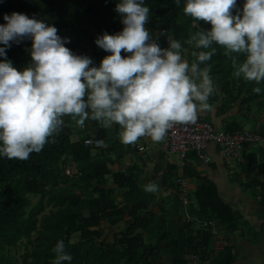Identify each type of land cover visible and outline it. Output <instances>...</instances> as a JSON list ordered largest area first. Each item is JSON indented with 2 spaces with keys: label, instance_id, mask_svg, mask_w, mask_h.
Masks as SVG:
<instances>
[{
  "label": "clouds",
  "instance_id": "9594fccd",
  "mask_svg": "<svg viewBox=\"0 0 264 264\" xmlns=\"http://www.w3.org/2000/svg\"><path fill=\"white\" fill-rule=\"evenodd\" d=\"M179 5L181 0H174ZM122 29L102 32L94 43L105 52L99 65L66 46L67 37L36 14H5L0 24V157L26 160L53 142L70 116L83 126L95 120L103 127L119 125L121 143L147 136L164 140L175 125H188L212 108L209 98L218 89L206 63L222 46L231 57L235 78L264 82V0H183V13L196 30L187 40L194 44L193 60L172 35L161 47L147 27L150 8L145 0H117ZM204 21L210 27L199 24ZM164 31V30H163ZM31 40L30 61L18 69L6 58L13 43ZM123 49L125 55L122 56ZM235 54L243 56L238 60ZM156 193V180L143 185ZM53 264L71 262L64 241L57 240Z\"/></svg>",
  "mask_w": 264,
  "mask_h": 264
},
{
  "label": "trees",
  "instance_id": "16d2710c",
  "mask_svg": "<svg viewBox=\"0 0 264 264\" xmlns=\"http://www.w3.org/2000/svg\"><path fill=\"white\" fill-rule=\"evenodd\" d=\"M116 2L0 0V24L5 23V14L14 11L30 16L36 14L54 24L58 35L68 38L67 47L89 56L98 66L109 53L99 48L95 39L104 31L111 34L123 27L115 11ZM242 2L237 0V5L241 6ZM145 3L150 8L147 27L154 37L159 35L160 46L167 47L166 36L172 35L181 40L189 61L193 60L191 52L195 47L187 40L196 30V23L183 13V0L179 5L174 0H145ZM199 24L210 27L204 21ZM30 46L31 40L13 43L6 49V58L18 69L23 68L30 61L26 51ZM216 48L206 63L211 65L210 75L217 89L229 93L232 86L238 85V88L250 89L254 95H263L264 103V89L255 93L252 91L257 86L255 82L235 78L231 57L225 54L222 46L216 45ZM121 54L125 55L123 49ZM233 55L238 60L243 59L242 55ZM262 85L264 82L259 86ZM93 122L98 121L88 120V123ZM75 135L71 124L55 134L53 142L46 143L41 151L31 153L26 160L0 157V264H53L55 253L52 249L61 239L73 257L71 262L63 264H160L139 232L149 225V215L138 217L123 230L110 231L105 236L104 222L110 219L111 224L116 225L125 213V209L116 204L115 190L103 187L107 177L111 174L120 188H131L134 180L131 175L110 171L103 156H94L93 148L85 147L83 137L76 139ZM71 163L77 165V174H66V167ZM260 186L264 190V185ZM196 198L202 210L213 212L222 223L236 228V212L209 188L198 190ZM261 198L264 205V191ZM137 208L129 211L132 218ZM211 238L206 232L192 235L187 252L192 257L204 255Z\"/></svg>",
  "mask_w": 264,
  "mask_h": 264
},
{
  "label": "crops",
  "instance_id": "0c3cea01",
  "mask_svg": "<svg viewBox=\"0 0 264 264\" xmlns=\"http://www.w3.org/2000/svg\"><path fill=\"white\" fill-rule=\"evenodd\" d=\"M232 88L229 93L218 89L209 98L212 108L199 116L217 129L264 132L263 95H254L250 89L238 88V85ZM87 125L90 135H100L105 141V147L93 149V155L101 154L110 171L123 172L134 180L131 188H120L111 174L107 177L103 187L115 190L116 204L125 213L116 225L110 219L104 222L105 236L110 231L123 230L138 217L149 215V225L139 232L160 264H264V205L261 202L264 190L260 186L264 185V145H246L244 161L230 168L217 144L210 143L209 162L190 151L183 166L178 155L164 156L158 151L142 153L132 143H121L119 125L115 123L103 127L100 122L87 120ZM74 138L79 139V133ZM180 177L186 180L192 198L188 205L176 182ZM153 180L160 185L159 191H144L143 185ZM202 188H209L236 212V228L222 223L213 212L201 209L196 195ZM136 207L139 208L132 218L129 211ZM200 232L209 233L212 238L204 255L192 257L187 245L191 236ZM74 236L77 238L78 233Z\"/></svg>",
  "mask_w": 264,
  "mask_h": 264
},
{
  "label": "built area",
  "instance_id": "2783aa9c",
  "mask_svg": "<svg viewBox=\"0 0 264 264\" xmlns=\"http://www.w3.org/2000/svg\"><path fill=\"white\" fill-rule=\"evenodd\" d=\"M65 123L62 128L73 124L75 132L83 137L84 146L87 148L99 149L105 147V141L100 135H90L88 125L85 122L83 126L77 125L76 121L68 116L63 117ZM89 133V136L87 135ZM132 145L137 151L142 153H152L158 151L164 156L178 155L182 165H185V158L190 151L205 162L210 161L207 148L210 143H215L227 160L230 168L244 161V148L246 145H264V135L251 131L249 129L226 131L216 129L212 123L203 120L200 116L193 124L175 125L168 130L164 140L154 142L150 137L144 136L138 139ZM182 166V167H183ZM78 173L77 165L71 163L66 167V174L74 175ZM80 173V172H79ZM185 204L192 202L191 195L187 189L186 180L183 177L177 178Z\"/></svg>",
  "mask_w": 264,
  "mask_h": 264
},
{
  "label": "rangeland",
  "instance_id": "374dc122",
  "mask_svg": "<svg viewBox=\"0 0 264 264\" xmlns=\"http://www.w3.org/2000/svg\"><path fill=\"white\" fill-rule=\"evenodd\" d=\"M253 128V127H252ZM139 142V140H137ZM76 238V236H74Z\"/></svg>",
  "mask_w": 264,
  "mask_h": 264
},
{
  "label": "bare ground",
  "instance_id": "6f19581e",
  "mask_svg": "<svg viewBox=\"0 0 264 264\" xmlns=\"http://www.w3.org/2000/svg\"><path fill=\"white\" fill-rule=\"evenodd\" d=\"M121 147V146H120Z\"/></svg>",
  "mask_w": 264,
  "mask_h": 264
}]
</instances>
